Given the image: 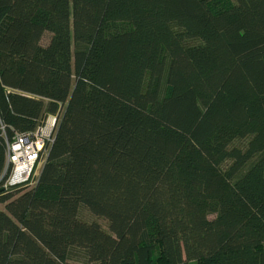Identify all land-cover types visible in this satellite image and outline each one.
<instances>
[{
    "label": "trees",
    "instance_id": "obj_1",
    "mask_svg": "<svg viewBox=\"0 0 264 264\" xmlns=\"http://www.w3.org/2000/svg\"><path fill=\"white\" fill-rule=\"evenodd\" d=\"M50 115L0 264H264V0H0V176Z\"/></svg>",
    "mask_w": 264,
    "mask_h": 264
},
{
    "label": "built area",
    "instance_id": "obj_2",
    "mask_svg": "<svg viewBox=\"0 0 264 264\" xmlns=\"http://www.w3.org/2000/svg\"><path fill=\"white\" fill-rule=\"evenodd\" d=\"M55 121L56 117L50 115L31 132L5 136V168L0 176L4 188L24 183L35 175L45 147L52 141Z\"/></svg>",
    "mask_w": 264,
    "mask_h": 264
},
{
    "label": "rangeland",
    "instance_id": "obj_3",
    "mask_svg": "<svg viewBox=\"0 0 264 264\" xmlns=\"http://www.w3.org/2000/svg\"><path fill=\"white\" fill-rule=\"evenodd\" d=\"M41 166H42V162H41V163L39 164V166L37 167V169H36V171H35V176L38 175V172H39ZM35 176H34V177H35ZM0 207H1V205H0ZM80 213H81L82 218H84V219H86V220H97V221L100 222L102 225H105V221H104L102 218L95 217V216L91 215V214H90L87 210H85V209H82Z\"/></svg>",
    "mask_w": 264,
    "mask_h": 264
}]
</instances>
